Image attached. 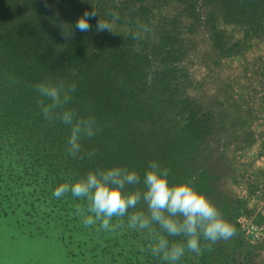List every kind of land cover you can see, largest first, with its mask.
Instances as JSON below:
<instances>
[{"label": "trees", "instance_id": "trees-1", "mask_svg": "<svg viewBox=\"0 0 264 264\" xmlns=\"http://www.w3.org/2000/svg\"><path fill=\"white\" fill-rule=\"evenodd\" d=\"M93 10L88 31L74 28L65 35ZM219 15L242 37L227 42ZM99 18L112 30H97ZM197 28L208 32L221 55L241 54L264 37V0H0V152L20 157L26 145L34 147L33 165L52 184L62 182L67 170L87 173L116 164L142 173L157 159L173 182L190 180L202 189L208 173L195 170L194 161L208 142L210 119L183 95L179 66L182 32ZM46 79L74 84L65 107L96 117V135L83 138L76 156L66 150L68 126L39 112L33 85ZM0 170L6 177L11 162H0ZM3 191L0 215H7Z\"/></svg>", "mask_w": 264, "mask_h": 264}, {"label": "rangeland", "instance_id": "rangeland-1", "mask_svg": "<svg viewBox=\"0 0 264 264\" xmlns=\"http://www.w3.org/2000/svg\"><path fill=\"white\" fill-rule=\"evenodd\" d=\"M217 20L227 42L242 37L238 26L220 15ZM182 37L183 95L210 119L195 170L208 173L201 190L236 227L233 237L182 264H264V37L230 56L216 51L203 28L183 30ZM32 150L26 145L22 156L11 158L0 152V162H11L6 177L0 170V188L9 197L8 213L0 215V264H160L135 232L85 227L84 202L52 197L56 184L41 166L35 168ZM85 174L67 170L62 178ZM10 175L16 180L7 183Z\"/></svg>", "mask_w": 264, "mask_h": 264}, {"label": "clouds", "instance_id": "clouds-1", "mask_svg": "<svg viewBox=\"0 0 264 264\" xmlns=\"http://www.w3.org/2000/svg\"><path fill=\"white\" fill-rule=\"evenodd\" d=\"M96 11L84 12L65 35L73 29L91 28L89 17ZM97 30L109 29L99 18ZM146 30V29H145ZM38 93L39 112L45 120L61 121L68 126L66 150L76 156L82 151L83 138L98 131L94 114L77 116L65 107L75 85L64 86L50 79L33 85ZM70 195L84 202L81 223L96 231L112 232L125 228L145 241V251L160 264H182L189 255L199 256L221 240L236 234V227L223 214L217 203L190 180L173 182L169 169L157 159L151 160L141 173L134 167L119 164L90 169L71 181L57 183L51 189L56 199Z\"/></svg>", "mask_w": 264, "mask_h": 264}]
</instances>
